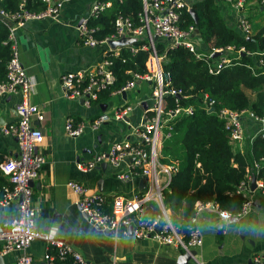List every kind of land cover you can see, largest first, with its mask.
<instances>
[{"label": "built area", "instance_id": "obj_1", "mask_svg": "<svg viewBox=\"0 0 264 264\" xmlns=\"http://www.w3.org/2000/svg\"><path fill=\"white\" fill-rule=\"evenodd\" d=\"M65 0H41L43 8L38 12H27L19 5V10L6 12L0 10V21L7 29V35L3 44L9 45L10 56L6 62L5 76L0 81V95H18L19 99L14 105L16 121L1 127L2 135L14 138L17 151L14 157L0 158V173L6 176L10 187L2 186L0 205L5 206L13 199L17 200L15 217L8 222V227L0 231V255H6L17 251L14 264H32L28 247L36 239L46 243V246L54 248L55 254L45 253V264H57L53 262L54 256L59 260L69 256L72 264H88L80 254L69 247L64 246L60 241L54 239L49 233L40 231L35 225L36 211L31 204V189L29 182L38 176V170L43 163L42 157L37 153V146L42 141V134L38 127L34 126L33 120H41V113L35 104L29 101L34 91V80L27 75L18 59L16 30L24 26L27 21L48 18L56 20L62 3ZM194 0H141V9L137 13V24H133L127 17L117 15L113 20L114 33L109 37L97 40L92 37L91 29L87 26V19L95 17L99 11L107 7V1L94 0L86 14L81 17L76 25L78 37L82 44L89 47L103 45L104 54L111 57L119 56V49L127 50L129 54L137 51H145L143 61L144 72L135 73L126 71L130 79L111 91V93L126 95L133 91L137 82H144L150 85V91L146 98L140 102H146V108L140 114L138 121L131 128V140L115 142L108 149L100 151L84 162H79L76 168L79 171L91 170L100 163H107L116 167L126 162L124 170L117 171L115 177L119 180L128 181L134 176L146 179V187L139 193L123 195H112L109 200L110 211H103V204L106 197L99 192H93L88 187L78 182H67V187L75 195V203L83 213L99 229L109 232L111 236L117 237L132 235L134 238L151 237L158 242L171 245L190 255L193 261L192 249L200 246L201 238L196 227V217L203 208L210 209L224 223H236L244 216L252 205V192L264 197V182L256 178V169L259 162H264V155L258 160L252 161L251 165L245 168L244 180L238 183L235 190L241 194L243 202L236 214L230 215L217 209L214 204H195L194 212L186 226L187 239L183 241L182 236L177 233L175 227L170 223L168 212L165 209L161 191L169 181L171 167L159 164V149L162 138L171 134L172 122L182 115L191 114L193 108L189 104H178L183 96L180 90L172 87L170 75L162 68L165 59V52L159 51L157 43L162 48H173L181 46L194 55V58H203L206 61L207 72L215 74L222 66L229 64V58L224 52L242 53V47L235 49L232 46H225L223 49H203L195 45L191 40L198 37L193 33L194 25L189 24L185 28L179 27L180 15L183 10L191 9ZM229 8L236 14L235 26L242 34L250 33V24L244 15L239 13L243 0H225ZM119 37L132 38L135 41L123 46L110 48L109 40H116ZM155 37V39L153 38ZM141 40V44L134 45ZM203 48V47H202ZM219 51L216 57L213 54ZM102 57L91 67L75 71L63 72L59 76V85L62 93L67 99H80L83 105L88 106L97 98L98 92L106 89L115 81L112 72V60L109 57ZM261 63V60H258ZM213 99L204 93L202 105L207 111L213 108ZM140 104V103H139ZM138 104V105H139ZM134 107L124 100L122 104L115 106L110 115L101 113L91 120L92 128H97L110 116L114 120H123ZM214 110V108H213ZM212 110V111H213ZM245 110H230L220 108L217 116L224 120V127L229 130L231 143L241 151L244 145L245 129L241 117L249 114L254 122L260 125L256 131H250L249 142L254 136L264 138V115L253 116ZM83 122H73L66 118L64 133L67 137H77L83 132ZM164 130V131H163ZM253 183V189L250 183ZM153 202L157 213L151 217L146 216V204ZM130 227V233L128 232ZM195 264H198L194 259ZM248 264H263L259 255L249 258Z\"/></svg>", "mask_w": 264, "mask_h": 264}, {"label": "crops", "instance_id": "obj_2", "mask_svg": "<svg viewBox=\"0 0 264 264\" xmlns=\"http://www.w3.org/2000/svg\"><path fill=\"white\" fill-rule=\"evenodd\" d=\"M93 1L65 0L56 20L27 21L15 33L18 59L25 73L34 80V91L29 101L41 113V120L32 121L42 134L36 151L43 159L38 176L30 186L31 204L36 211L35 225L80 254L88 264H175L183 251L174 246L151 237L137 239L130 234L113 237L99 229L79 211L76 197L66 185L70 181L78 182L107 199L115 194L139 193L147 185L146 179L137 175L128 181L115 177L117 171L125 169L126 162L116 167L100 163L87 171L76 168L77 163L108 149L111 144L132 139L131 128L146 108V102L140 100L147 97L136 85L149 86L148 83L137 82L134 108L123 120L109 116L97 128H92L91 120L101 113L110 115L115 106L124 100L127 102L128 92L124 96L110 92L108 97L88 106L83 105L80 99L64 97L59 85L60 74L91 67L105 51L103 45L89 47L82 44L76 29L79 19ZM217 4L224 22L235 29L236 14L223 0ZM252 6H256V0H246L243 15H246L245 9ZM263 8L264 3L259 10ZM18 99V95H0V129L16 121L14 105ZM66 118L83 122V132L77 137H67L64 133ZM241 121L248 134L260 128L249 114H244ZM16 151L15 139L0 132V158L14 157ZM2 176L8 182L6 176ZM251 195L253 201L249 211L236 223L222 222L209 206L198 212L196 227L201 244L192 249L198 264H247L253 255H259L264 264V197L255 192ZM16 209V199L5 206L0 205L2 229L15 217ZM50 249L54 250L41 240L32 241L27 250L32 264H45V253ZM17 255V251L0 255V264H14ZM194 259L188 260L187 264H195Z\"/></svg>", "mask_w": 264, "mask_h": 264}, {"label": "trees", "instance_id": "obj_3", "mask_svg": "<svg viewBox=\"0 0 264 264\" xmlns=\"http://www.w3.org/2000/svg\"><path fill=\"white\" fill-rule=\"evenodd\" d=\"M99 1H107L109 5L95 17L87 19L86 24L93 38L100 40L113 34V20L117 15L137 24L141 0ZM218 1L221 0H194L191 9L196 21L189 12L183 10L178 24L180 28L193 24L205 49H223L225 46H232L234 50L243 48L242 53L224 52L230 63L220 67L215 74L207 72L203 58H194L185 48H162L161 43L156 44L159 51L165 52L162 68L169 73L172 87L180 90L183 96L178 104H189L193 108L191 114L177 117L172 122L170 136L161 139L158 157L159 164L171 167L168 184L162 189L161 196L169 221L183 241L187 239L186 226L195 204L211 203L230 215L239 211L243 198L235 188L245 179L246 166L264 155V138L254 136L249 142L250 134L245 132V145L239 151L230 141L224 120L217 116L220 108L245 110L257 117L264 115V22L251 26L244 15L250 24V33L242 35L224 22L219 14ZM223 2L228 4L225 0ZM263 3L264 0H256L255 10ZM20 4L21 8L31 13L43 8L41 0H0V10L18 11ZM245 6L246 0H243L239 10L241 15ZM6 35L7 29L0 21V81L4 79L6 62L10 56L8 43H2ZM141 43L138 40L134 45ZM109 53H105L104 57L112 60L115 81L98 92L92 103L108 97L111 91L130 79L126 71L144 72L145 51L139 50L131 55L121 47L119 56L111 57ZM204 93L213 99V111L203 108ZM255 177L264 182V162L258 163ZM2 185L11 186L0 173V187ZM109 200L105 199L104 212L110 211ZM146 213L148 217L157 213L153 202L146 204ZM49 251L48 254H55L54 250ZM53 262L72 264L69 256L61 260L54 256Z\"/></svg>", "mask_w": 264, "mask_h": 264}, {"label": "rangeland", "instance_id": "obj_4", "mask_svg": "<svg viewBox=\"0 0 264 264\" xmlns=\"http://www.w3.org/2000/svg\"><path fill=\"white\" fill-rule=\"evenodd\" d=\"M258 5V4H257ZM245 14L249 20V22L252 24V26H258L260 25L262 22H264V8L259 10H255V7L252 6L248 7L245 9ZM197 39V38H196ZM196 39H192L191 41L195 44L199 46V50L200 51H204L202 48V44L200 41H196ZM140 83H138L136 86L138 87V89L140 90V93L142 94H149L150 91V85L149 86H145V85H139ZM139 85V86H138ZM136 88L133 91L128 92L129 94V98L127 99V103L130 105H133V103L135 102V100L137 99V93H135ZM248 132V129H246Z\"/></svg>", "mask_w": 264, "mask_h": 264}, {"label": "water", "instance_id": "obj_5", "mask_svg": "<svg viewBox=\"0 0 264 264\" xmlns=\"http://www.w3.org/2000/svg\"><path fill=\"white\" fill-rule=\"evenodd\" d=\"M188 12H189V14L191 15L192 19H193L194 21H196V20H195V14H194L193 10H192V9H189ZM193 33L196 34V35H198V31H197L196 28H194ZM153 38L155 39V37H153ZM198 40H200V39L198 38ZM134 41H135V40L132 39V38L119 37V38L116 39V40H109V41H108V45H109L110 48H114V47H116V46H123V45H126V44L133 43ZM219 54H220V52H219V51H216V52L213 54V56L216 57V56H218ZM121 94H122V96H124V93H121ZM143 105H144V104H143ZM209 110L212 111L213 108H210ZM250 114H251V113H250ZM263 127H264V123H263ZM28 184H29V186H31V185H32V181H30ZM253 187H254V185H253V183L251 182V183H250V188L253 189ZM5 225H6L5 228H7V227H8V222H7ZM220 225H221V222H220ZM5 228H3V229H5ZM1 230H2V225H0V231H1ZM129 231H130V227L128 226V232H129ZM129 233H130V232H129ZM191 254H192V253H191ZM189 259H190V255H189L187 252H183L182 254H180V255L178 256L177 261H176L175 264H187V261H188ZM247 264H248V263H247Z\"/></svg>", "mask_w": 264, "mask_h": 264}]
</instances>
